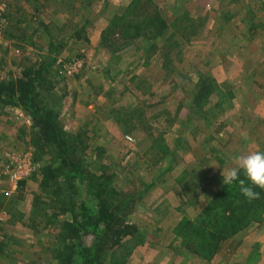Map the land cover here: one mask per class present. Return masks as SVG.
Segmentation results:
<instances>
[{
  "label": "rangeland",
  "instance_id": "obj_1",
  "mask_svg": "<svg viewBox=\"0 0 264 264\" xmlns=\"http://www.w3.org/2000/svg\"><path fill=\"white\" fill-rule=\"evenodd\" d=\"M42 61L54 70L44 98L83 135L86 169L143 194L140 233L110 264H264L263 199L217 253L199 230H214L205 210L232 186L230 157L264 151V0H0V78ZM202 84L213 90L196 108ZM34 131L21 109H0V264H58L70 220L39 186L51 155Z\"/></svg>",
  "mask_w": 264,
  "mask_h": 264
},
{
  "label": "trees",
  "instance_id": "obj_2",
  "mask_svg": "<svg viewBox=\"0 0 264 264\" xmlns=\"http://www.w3.org/2000/svg\"><path fill=\"white\" fill-rule=\"evenodd\" d=\"M42 27L50 32L48 25ZM62 45L59 49H63ZM20 65L19 77L9 72L8 77L0 78V109L13 107L25 112L35 125L32 143L37 152L51 155L40 170L39 186L49 197L52 208L70 216L58 234L61 244L56 255L58 264H110L124 241L140 233L131 218L143 194L120 190L115 184L116 175L105 165L86 169L77 153L83 135L68 133L59 109L48 105L44 98V92L54 88L52 65L43 61ZM212 90L211 85H200L194 107L199 108ZM255 190L260 192V199L249 201L241 194L238 182H234L230 190L215 196L205 210L206 220L213 224L214 230L199 229L209 238L210 249L216 253L224 249V243L255 222L257 203L264 200V192ZM182 228L193 230L196 224L186 222Z\"/></svg>",
  "mask_w": 264,
  "mask_h": 264
},
{
  "label": "clouds",
  "instance_id": "obj_3",
  "mask_svg": "<svg viewBox=\"0 0 264 264\" xmlns=\"http://www.w3.org/2000/svg\"><path fill=\"white\" fill-rule=\"evenodd\" d=\"M230 160L234 166L222 171L223 184L230 186L238 182L240 192L247 200L260 199V192L255 189L264 190V151L255 150L247 154L233 155ZM241 172L244 179L240 177Z\"/></svg>",
  "mask_w": 264,
  "mask_h": 264
},
{
  "label": "built area",
  "instance_id": "obj_4",
  "mask_svg": "<svg viewBox=\"0 0 264 264\" xmlns=\"http://www.w3.org/2000/svg\"><path fill=\"white\" fill-rule=\"evenodd\" d=\"M23 175H26V172H24ZM21 179V175L20 174H15L13 176V180L17 183V181H19ZM17 185V184H16Z\"/></svg>",
  "mask_w": 264,
  "mask_h": 264
}]
</instances>
